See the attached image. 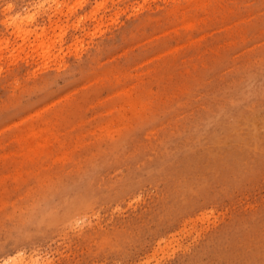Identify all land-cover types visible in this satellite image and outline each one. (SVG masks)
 Here are the masks:
<instances>
[{"label": "rangeland", "instance_id": "1", "mask_svg": "<svg viewBox=\"0 0 264 264\" xmlns=\"http://www.w3.org/2000/svg\"><path fill=\"white\" fill-rule=\"evenodd\" d=\"M0 264H264V0H0Z\"/></svg>", "mask_w": 264, "mask_h": 264}, {"label": "bare ground", "instance_id": "2", "mask_svg": "<svg viewBox=\"0 0 264 264\" xmlns=\"http://www.w3.org/2000/svg\"><path fill=\"white\" fill-rule=\"evenodd\" d=\"M29 14H30V13H29ZM96 14H97V13H96ZM30 15H33V14H30ZM92 15H93V14H92ZM94 15H95V14H94ZM28 16H29V15H28ZM15 18H16V17H15ZM31 18H32V17H31ZM31 18H30V19H31ZM27 19H28V18H27ZM30 19H29V20H30ZM15 20H16V19H15ZM13 23H14V22H13ZM13 23H12V24H13ZM56 27H57V26H56ZM17 28L19 29V26H17ZM22 28H23V27H22ZM58 28H59V27H58ZM24 29H25V28H24ZM19 30H23V29H21V26H20V29H19ZM27 30H28V29H27ZM48 30H49V29H48ZM32 31H33V29H32ZM44 31H45V30H44ZM23 32H24V31H23ZM25 32H26V31H25ZM42 32H43V31H42ZM19 33H22V32L20 31ZM38 33H39V32H38ZM38 33H37V34H38ZM59 33H60V32H59ZM24 34H25V33H24ZM57 34H58V33H57ZM40 35H41V33H40ZM40 35H39V36H40ZM22 36H23V35H22ZM46 36H47V35H46ZM56 36H57V35H56ZM25 37H26V36H25ZM37 39H38V38H37ZM42 42H44V41L42 40ZM47 42H48V41H47ZM39 45H40V44H39ZM53 45H54V44H53ZM44 46H45V44H44ZM44 46H43V47H44ZM41 47H42V46H41ZM45 47H46V46H45ZM50 48H52V46H51ZM41 49H42V48H41ZM44 49H45V48H44ZM44 49H42V51H43ZM44 51H46V50H44ZM48 57H49V55H48Z\"/></svg>", "mask_w": 264, "mask_h": 264}]
</instances>
